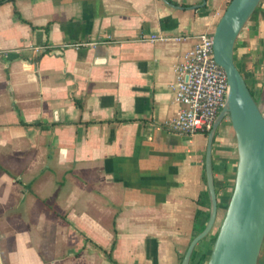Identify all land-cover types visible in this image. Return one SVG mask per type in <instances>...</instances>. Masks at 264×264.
I'll use <instances>...</instances> for the list:
<instances>
[{"label": "crops", "instance_id": "crops-1", "mask_svg": "<svg viewBox=\"0 0 264 264\" xmlns=\"http://www.w3.org/2000/svg\"><path fill=\"white\" fill-rule=\"evenodd\" d=\"M229 2L0 3V264H181L210 215V131L167 129L181 108L175 66ZM259 12L235 47L257 101ZM81 41L99 43L71 45ZM211 160L218 222L238 162L228 118ZM210 235L200 253L209 254Z\"/></svg>", "mask_w": 264, "mask_h": 264}, {"label": "water", "instance_id": "water-1", "mask_svg": "<svg viewBox=\"0 0 264 264\" xmlns=\"http://www.w3.org/2000/svg\"><path fill=\"white\" fill-rule=\"evenodd\" d=\"M262 0H230L215 30L214 58L228 77V93L210 131L206 175L211 197L209 219L190 242L181 264H190L197 244L214 229L218 198L213 181L211 149L218 125L226 118L236 136L235 183L205 264H259L264 242V109L253 95L235 60L237 40Z\"/></svg>", "mask_w": 264, "mask_h": 264}, {"label": "built area", "instance_id": "built-area-1", "mask_svg": "<svg viewBox=\"0 0 264 264\" xmlns=\"http://www.w3.org/2000/svg\"><path fill=\"white\" fill-rule=\"evenodd\" d=\"M195 43L175 66L173 83L175 100L181 104L178 113L167 123V129L177 133L195 134L211 131L228 93V77L225 69L214 58L213 33L194 36ZM149 40H182L184 36L168 37L151 35ZM97 41H81L71 44L79 48L95 46ZM37 47L36 50H40Z\"/></svg>", "mask_w": 264, "mask_h": 264}, {"label": "rangeland", "instance_id": "rangeland-1", "mask_svg": "<svg viewBox=\"0 0 264 264\" xmlns=\"http://www.w3.org/2000/svg\"><path fill=\"white\" fill-rule=\"evenodd\" d=\"M260 6L263 9L259 12V14H258L259 16L258 17L264 16V0H262ZM255 18H257V17H255V16L252 17L251 21H253ZM253 60H254V62L252 63V69L255 68L256 74L259 75L258 79H257L258 83L256 84V86L253 85V89L256 92V96L258 98V103L264 109V55L262 53H260V52H257V55H256V57H253ZM260 87H262V89H260ZM259 89H260V91H259ZM223 214H222V216H223ZM221 218H220V220L218 219V222L215 225V227L213 229V232L210 233L211 234L210 235V239L211 240H212L211 236H213L215 231L217 230V228H218V226L220 224Z\"/></svg>", "mask_w": 264, "mask_h": 264}, {"label": "trees", "instance_id": "trees-1", "mask_svg": "<svg viewBox=\"0 0 264 264\" xmlns=\"http://www.w3.org/2000/svg\"><path fill=\"white\" fill-rule=\"evenodd\" d=\"M3 1H5V0H0V3H2ZM259 10H260V6L257 8V10L255 11V13L253 14L252 17H254V16L259 12ZM252 17H251V18H252ZM239 68H240V70H241V72H242L241 67H239ZM250 89H251V91H252V93H253L252 88H250ZM253 95H254V93H253ZM214 236H215V235H214ZM214 236H213V238H214ZM213 238H212V240H213ZM207 257H208V254H207V253H200V252L195 248V250H194V252H193V254H192V257H191L190 264H205V262H206V260H207Z\"/></svg>", "mask_w": 264, "mask_h": 264}]
</instances>
